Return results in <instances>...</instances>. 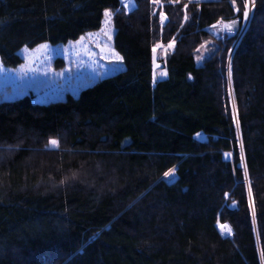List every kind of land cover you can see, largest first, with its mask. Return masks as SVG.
<instances>
[{
	"label": "trees",
	"instance_id": "16d2710c",
	"mask_svg": "<svg viewBox=\"0 0 264 264\" xmlns=\"http://www.w3.org/2000/svg\"><path fill=\"white\" fill-rule=\"evenodd\" d=\"M122 2L0 0L5 67L106 11L124 66L61 99L0 101V264H264V0L247 21L245 0Z\"/></svg>",
	"mask_w": 264,
	"mask_h": 264
},
{
	"label": "rangeland",
	"instance_id": "374dc122",
	"mask_svg": "<svg viewBox=\"0 0 264 264\" xmlns=\"http://www.w3.org/2000/svg\"><path fill=\"white\" fill-rule=\"evenodd\" d=\"M161 1L163 4V0H155L157 7L161 5ZM122 6L125 11L130 12L134 8V2L123 0ZM111 17L112 15L104 17L98 32L88 33L65 46L41 44L33 49H22L19 56L23 62L17 68H7L0 61V101L24 95L41 102L61 99L68 92L76 94L102 77L122 71V60L117 61L113 55L117 53L112 44L114 28ZM168 19L165 14H161L162 26ZM169 46H173V43ZM157 49V58L164 60L168 52L167 45L158 46ZM162 74L161 72L159 76L162 77ZM50 146L56 148L51 144ZM2 159L3 156H0V161ZM166 178L172 180L173 174ZM218 224L227 225L218 222L216 228ZM220 235L229 237L231 232Z\"/></svg>",
	"mask_w": 264,
	"mask_h": 264
},
{
	"label": "snow or ice",
	"instance_id": "6c2138e0",
	"mask_svg": "<svg viewBox=\"0 0 264 264\" xmlns=\"http://www.w3.org/2000/svg\"><path fill=\"white\" fill-rule=\"evenodd\" d=\"M235 6V5H234ZM249 8H250V0H245L244 2V13H243V17H244V20L247 21L248 20V17H249ZM237 11H239V9H237ZM111 13L106 11L105 12V16H110ZM185 19H187V17H185ZM238 23V21L236 20H233L231 21L229 24H226L225 25V30L227 31V33L229 35H233L234 34V26ZM215 27V26H213ZM113 55L116 57V60L117 61H120V57L118 56V54H115L113 53ZM229 82L231 81V70H230V66H229ZM237 127H239L237 125ZM51 145L53 146H57V141L56 140H51L49 142ZM170 174H174V170H170L169 173H165V177H169Z\"/></svg>",
	"mask_w": 264,
	"mask_h": 264
},
{
	"label": "water",
	"instance_id": "95a60500",
	"mask_svg": "<svg viewBox=\"0 0 264 264\" xmlns=\"http://www.w3.org/2000/svg\"><path fill=\"white\" fill-rule=\"evenodd\" d=\"M152 63H153V69H152V81H153V84L155 83V79H154V74H155V71L160 69L162 67V64L158 63L157 61V54L155 51H153L152 53Z\"/></svg>",
	"mask_w": 264,
	"mask_h": 264
},
{
	"label": "bare ground",
	"instance_id": "6f19581e",
	"mask_svg": "<svg viewBox=\"0 0 264 264\" xmlns=\"http://www.w3.org/2000/svg\"><path fill=\"white\" fill-rule=\"evenodd\" d=\"M217 230L223 234V235H227L228 233L231 232L230 228L228 227V225H221V224H218L217 225Z\"/></svg>",
	"mask_w": 264,
	"mask_h": 264
}]
</instances>
